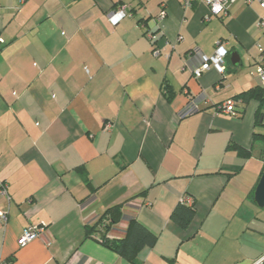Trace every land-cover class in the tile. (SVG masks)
<instances>
[{
	"label": "crops",
	"instance_id": "1",
	"mask_svg": "<svg viewBox=\"0 0 264 264\" xmlns=\"http://www.w3.org/2000/svg\"><path fill=\"white\" fill-rule=\"evenodd\" d=\"M121 4L129 15L113 25L107 13ZM207 11L182 0H0V264H131L86 235L114 205L110 234L134 218L156 236L140 264H264L254 198L264 99H239L235 117L216 111L259 85L264 10L236 0L225 16ZM145 30L160 38L157 57ZM219 40L225 73L194 77ZM183 196L195 208L186 229L170 219ZM40 223L51 243L20 247L23 228Z\"/></svg>",
	"mask_w": 264,
	"mask_h": 264
},
{
	"label": "built area",
	"instance_id": "2",
	"mask_svg": "<svg viewBox=\"0 0 264 264\" xmlns=\"http://www.w3.org/2000/svg\"><path fill=\"white\" fill-rule=\"evenodd\" d=\"M236 0H182L183 7H189L195 2H200L206 5L208 11L206 16L204 17L205 20H208L211 15L215 16H225L227 14V11L229 9V6L234 3ZM246 3H251L253 1L257 2L259 6L264 10V0H244ZM127 5L121 4L116 9L111 10L107 13V19L111 24L118 23L122 18L129 15ZM166 16V11L164 6L162 5L158 14L156 15V20L160 22L163 20V18ZM256 28L259 30H264V14L257 19L255 22ZM144 36L147 39V41L150 44L151 47V54L155 57L159 56L161 54V48L158 45L159 37L154 31L145 30ZM179 37L178 39H180ZM3 40L0 38V43H2ZM258 49L260 51V58L256 63L255 66V74L258 78L259 85L264 87V51L258 45ZM225 57H226V49L224 48V42L223 41H217L215 43L214 51L211 55H200V65L193 70L194 77L198 78L201 76V74L210 69L211 67H214L218 70V72L223 75L225 73ZM239 99H233L229 98L222 103H220L218 106H216V111L218 113L228 115L231 117L238 116L240 112V106H239ZM193 110L190 109L187 111L191 112ZM186 111V113H187ZM111 127V123H105L104 129L107 130ZM0 196L7 197V185L6 183L0 184ZM186 203L191 204V199L187 197L184 199ZM96 218L89 224L94 223ZM0 221L1 223L5 224L7 221V212L6 211H0ZM41 238L45 242V244L49 245L52 241L51 234L49 233L47 227L45 224H28L26 225L22 233L19 237L18 244L20 247L25 246L27 243H29L31 240L35 238ZM264 261V255L260 257L256 263H261Z\"/></svg>",
	"mask_w": 264,
	"mask_h": 264
},
{
	"label": "trees",
	"instance_id": "3",
	"mask_svg": "<svg viewBox=\"0 0 264 264\" xmlns=\"http://www.w3.org/2000/svg\"><path fill=\"white\" fill-rule=\"evenodd\" d=\"M164 89L166 90L169 99L170 94L172 95V91L171 89H167V86H164ZM249 98L261 102L264 99V87L258 85V87L249 89L238 96L233 97V99H240L241 102H246ZM230 146L234 145L231 144L229 147ZM235 149L239 154L249 155L248 150L239 146H236ZM83 181L89 185V181L85 175H83ZM187 197L188 196H183L181 201L175 205L170 213V219L183 229H186L189 226L195 214L192 199L190 198L192 201L191 204L186 203L184 200ZM121 217V205H114L106 209L96 217L94 223L85 226L86 235L113 252H116L131 264H140L138 259L139 252L145 247H151L156 240V236L134 218L127 221L122 235L116 236L110 234L111 228L120 221ZM8 262L10 261H7L6 263Z\"/></svg>",
	"mask_w": 264,
	"mask_h": 264
},
{
	"label": "water",
	"instance_id": "4",
	"mask_svg": "<svg viewBox=\"0 0 264 264\" xmlns=\"http://www.w3.org/2000/svg\"><path fill=\"white\" fill-rule=\"evenodd\" d=\"M254 198L258 206L261 207L264 205V171L262 172L260 180L256 186Z\"/></svg>",
	"mask_w": 264,
	"mask_h": 264
}]
</instances>
